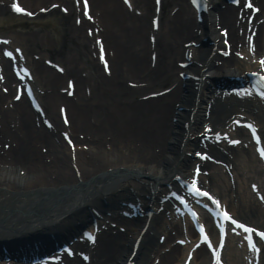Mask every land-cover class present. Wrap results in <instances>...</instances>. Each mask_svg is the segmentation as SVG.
Instances as JSON below:
<instances>
[{"label":"bare ground","instance_id":"1","mask_svg":"<svg viewBox=\"0 0 264 264\" xmlns=\"http://www.w3.org/2000/svg\"><path fill=\"white\" fill-rule=\"evenodd\" d=\"M47 1L34 0L33 3ZM132 1L136 7L142 5L144 14L140 17L123 11L122 5L116 0H92L93 7L101 11L98 20L103 26L106 48H111L115 53L111 60L114 63L111 65V77H105L103 72H97L90 82L89 78L76 77V98L69 99L58 93L62 75L38 61L33 60L31 63L37 85L45 90L41 96L42 104L55 127L61 125L52 109L55 102L62 101L67 104L73 136L77 132L83 133V140L75 138L76 144L88 145L85 150L77 148L75 151L79 175L76 176L71 167L69 149L58 139L55 140V133L36 127L35 114L23 101L15 102L13 111L4 110L2 103L9 96L0 93V140L8 138L10 144H14L5 155L0 153V243L19 238H41L57 231H76L75 224L79 219H92L93 213L87 211L88 206L95 208L103 202L108 206H118L120 202L130 200L134 204L140 203L143 208L149 203L153 204L161 190L158 185L165 182L173 184L171 178L174 174H183L192 164L193 160L185 152L190 151L193 145L197 146L194 134L199 124L205 121L203 111L206 104L211 105L209 121L215 127L221 125L230 113L238 112L239 107L251 104L233 98L224 102L218 100L215 88L211 86L213 77L216 74L236 76L250 66L238 59L230 57L223 60L218 55H212L207 39L197 47L194 58L185 69V73L201 77L196 87L192 86L193 80L182 81L175 76V72L181 70L175 66V61L182 56L185 49L183 43L202 40L204 37H212L215 42V23L228 27V36L236 46L240 39L236 34L238 27L234 26L235 7L225 0H209L211 9L203 16V21L197 23L187 0H161L162 16L167 11L166 7L175 8V11L163 17V24L159 26L156 43L152 47L156 52V61L150 66V60H146L150 51L149 41L145 39L148 25L145 26L143 22L152 8V0ZM257 3L264 9V0H257ZM3 11L0 7V14ZM21 19L1 16L0 28L10 27L11 23H19ZM41 22L50 26L56 42L66 35L67 41L72 44L68 51L65 49L66 52H63L62 61L67 65L65 74L70 76L75 73V60L83 64L93 63L91 68L98 70L95 62L88 57V38L80 27L66 21L64 32L60 19L52 15L31 24L39 25ZM255 35L257 51L264 54V22ZM40 38L43 41L47 39L44 35ZM21 39H26L30 44L37 43L34 33L21 35ZM43 41L40 46H47L42 45ZM217 47H222L219 40ZM217 59L221 61L216 64ZM6 77L7 84L11 83L13 77L9 73ZM126 77L145 84L129 89L123 85ZM85 82L89 86V95L80 92ZM165 83L175 84L169 93L147 100L136 98L142 91L151 88L154 89L152 91H159V86ZM182 85L186 86L185 91ZM254 108L258 109L255 113ZM246 114L264 126L262 109L248 107ZM184 123H187L186 128ZM39 145L46 147L47 153L38 151ZM214 153L218 159L232 165L234 186L221 172V167L208 164L214 169L207 176L210 186L234 213L263 226L264 208L248 189L249 183L253 181L259 182L262 188L261 171H258L260 165L254 153L244 147L238 150L230 148L228 154L219 150H214ZM19 169L24 170V174L19 173ZM234 200L237 201L235 206ZM163 219L161 212L152 213L149 219L143 215L135 222L121 218V223L126 226L125 233L114 236L102 230L97 246L91 250L89 263L72 258L66 264H122L129 256L133 240L144 227L146 229L141 233L139 247L133 258L137 264L150 262L151 252L160 256L159 264H175L184 256L185 247L174 245L168 253H158L172 240L170 231L178 230L177 224ZM103 224L107 225L105 222ZM156 234L158 236L155 239ZM161 234L166 236L164 246L156 242ZM60 236H57V241H61ZM226 241L225 257L229 264H245L242 261L244 250L237 248L238 240L235 246L233 240ZM75 245L81 250L84 244L78 241ZM207 260L206 252L198 248L192 262L207 264Z\"/></svg>","mask_w":264,"mask_h":264},{"label":"snow or ice","instance_id":"2","mask_svg":"<svg viewBox=\"0 0 264 264\" xmlns=\"http://www.w3.org/2000/svg\"><path fill=\"white\" fill-rule=\"evenodd\" d=\"M193 3H197V0H193ZM13 8L18 11V12H25L26 9L22 8L18 3H13ZM7 55L12 56L11 52H7ZM260 95L264 96V91L260 92ZM249 127H252V125L249 124ZM254 131V129H253ZM219 136V134H217ZM232 143H238V141H231ZM261 154L264 155V149L261 150ZM191 194L193 195H198V196H206L209 195V193H207L206 191H204L201 187L197 186V185H193V187L190 189ZM179 199L184 202V197H179ZM213 202L216 204H219V201L215 200V198H212ZM219 214V213H218ZM224 217L226 219L232 220V217L227 213L224 212L223 213ZM233 223H238V221L233 220ZM241 227H246L245 225H241ZM250 231V229H249ZM260 235L264 236V233H260ZM205 239H207V234H205ZM94 239V238H93ZM219 260V258H218Z\"/></svg>","mask_w":264,"mask_h":264},{"label":"rangeland","instance_id":"3","mask_svg":"<svg viewBox=\"0 0 264 264\" xmlns=\"http://www.w3.org/2000/svg\"><path fill=\"white\" fill-rule=\"evenodd\" d=\"M44 149H46V148H44ZM38 151H40V148H38ZM40 152L43 153L42 150H41ZM44 154H45V153H44Z\"/></svg>","mask_w":264,"mask_h":264}]
</instances>
